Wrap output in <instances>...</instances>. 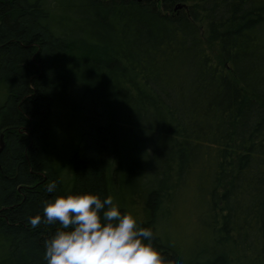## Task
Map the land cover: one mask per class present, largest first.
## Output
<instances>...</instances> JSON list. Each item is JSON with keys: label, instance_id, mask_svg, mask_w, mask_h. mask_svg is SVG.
Returning a JSON list of instances; mask_svg holds the SVG:
<instances>
[{"label": "trees", "instance_id": "16d2710c", "mask_svg": "<svg viewBox=\"0 0 264 264\" xmlns=\"http://www.w3.org/2000/svg\"><path fill=\"white\" fill-rule=\"evenodd\" d=\"M1 133L0 264H46L29 217L83 192L164 264H264V0H0Z\"/></svg>", "mask_w": 264, "mask_h": 264}, {"label": "clouds", "instance_id": "9594fccd", "mask_svg": "<svg viewBox=\"0 0 264 264\" xmlns=\"http://www.w3.org/2000/svg\"><path fill=\"white\" fill-rule=\"evenodd\" d=\"M56 182L46 191L53 193ZM41 214L29 217L32 228L59 225L44 242L46 264H164L153 246V232L122 212L114 197L83 192L42 201Z\"/></svg>", "mask_w": 264, "mask_h": 264}, {"label": "rangeland", "instance_id": "374dc122", "mask_svg": "<svg viewBox=\"0 0 264 264\" xmlns=\"http://www.w3.org/2000/svg\"><path fill=\"white\" fill-rule=\"evenodd\" d=\"M201 195L202 191L199 189V186L196 185V188L194 187L190 189L189 192H187V195H184V199L177 209L174 228L177 231L176 233L183 239V242L185 243L188 242L189 238L191 239V234L197 230L195 225L197 223L196 217L198 213L195 212L196 207H194V205L196 204V201L194 202V198H200Z\"/></svg>", "mask_w": 264, "mask_h": 264}, {"label": "water", "instance_id": "95a60500", "mask_svg": "<svg viewBox=\"0 0 264 264\" xmlns=\"http://www.w3.org/2000/svg\"><path fill=\"white\" fill-rule=\"evenodd\" d=\"M180 4H177V6H179ZM0 150L3 148V145H4V143H3V140H2V133L0 134Z\"/></svg>", "mask_w": 264, "mask_h": 264}]
</instances>
